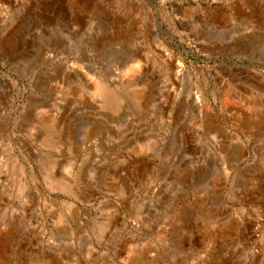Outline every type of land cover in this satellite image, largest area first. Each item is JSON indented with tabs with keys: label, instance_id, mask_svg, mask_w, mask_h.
I'll use <instances>...</instances> for the list:
<instances>
[{
	"label": "rangeland",
	"instance_id": "obj_1",
	"mask_svg": "<svg viewBox=\"0 0 264 264\" xmlns=\"http://www.w3.org/2000/svg\"><path fill=\"white\" fill-rule=\"evenodd\" d=\"M0 264H264V0H0Z\"/></svg>",
	"mask_w": 264,
	"mask_h": 264
}]
</instances>
